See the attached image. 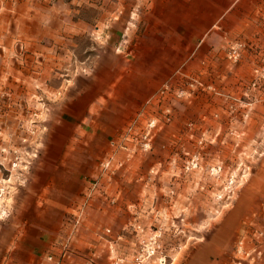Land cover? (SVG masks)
Wrapping results in <instances>:
<instances>
[{
	"label": "crops",
	"instance_id": "crops-1",
	"mask_svg": "<svg viewBox=\"0 0 264 264\" xmlns=\"http://www.w3.org/2000/svg\"><path fill=\"white\" fill-rule=\"evenodd\" d=\"M58 3L60 13L51 19L56 25L13 35L27 52L26 77L17 78L26 88L18 95H26L34 109L36 88L42 87L43 106L46 96L54 102L37 126L40 157L18 178L21 185L12 187L9 208L17 216L6 224L2 260L111 264L112 257L134 251L129 230L134 215L145 217L141 200L151 189L144 174L154 160L128 163L130 135L142 131L151 104L181 69L192 74L239 36L264 46V0ZM2 14L1 4L0 19ZM88 38L91 44L84 45ZM177 131L170 126L163 133ZM109 158L113 169L106 172L102 163ZM249 210L236 207L187 264H227V244L246 228L242 219Z\"/></svg>",
	"mask_w": 264,
	"mask_h": 264
},
{
	"label": "rangeland",
	"instance_id": "rangeland-1",
	"mask_svg": "<svg viewBox=\"0 0 264 264\" xmlns=\"http://www.w3.org/2000/svg\"><path fill=\"white\" fill-rule=\"evenodd\" d=\"M58 2L0 0V264H11L3 262L2 252L10 232L6 224L17 216L9 208L13 188L40 157L37 126L46 121L43 115L54 102L46 96L43 106L42 87L36 88L40 95H35L34 109L26 95H18L26 88L17 78L26 77L27 52L13 35L24 37L27 30L56 25L51 19L60 13ZM84 41L91 44L90 38ZM151 105L144 128L130 135L131 147H124L128 163L144 156L154 160L144 174L151 188L141 200L145 217L134 215L132 254L116 255L111 264L117 259L135 264L139 254L150 264L164 259V264H187L215 239L239 205L250 207L242 219L247 226L242 234L240 229L234 232L226 262L264 264L263 43L243 36L228 41L192 74L181 69ZM170 126L177 133H163ZM147 142L149 147L144 146ZM112 169L113 163L103 167Z\"/></svg>",
	"mask_w": 264,
	"mask_h": 264
},
{
	"label": "built area",
	"instance_id": "built-area-1",
	"mask_svg": "<svg viewBox=\"0 0 264 264\" xmlns=\"http://www.w3.org/2000/svg\"><path fill=\"white\" fill-rule=\"evenodd\" d=\"M154 125H150V127L152 128ZM150 132V131H148ZM148 136H146L147 138ZM145 147H149L150 146V143L147 142L145 143L144 145ZM112 166V159H107L103 162V167L105 169H109L110 167ZM84 197L89 200L91 198V195H90V192L89 193H85L84 194ZM81 222V219L80 218H77L76 220V225L80 224ZM166 262V260H160V263L161 264H164ZM115 264H125V261L124 259H117V261L115 262ZM135 264H150L149 262L146 261V257L144 254H139L136 258H135Z\"/></svg>",
	"mask_w": 264,
	"mask_h": 264
}]
</instances>
